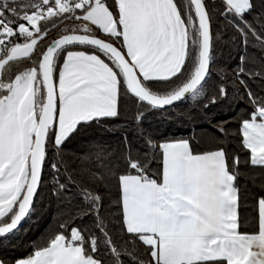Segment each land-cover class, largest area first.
I'll return each mask as SVG.
<instances>
[{
    "label": "snow or ice",
    "instance_id": "obj_1",
    "mask_svg": "<svg viewBox=\"0 0 264 264\" xmlns=\"http://www.w3.org/2000/svg\"><path fill=\"white\" fill-rule=\"evenodd\" d=\"M0 264H264V0H0Z\"/></svg>",
    "mask_w": 264,
    "mask_h": 264
},
{
    "label": "trees",
    "instance_id": "obj_2",
    "mask_svg": "<svg viewBox=\"0 0 264 264\" xmlns=\"http://www.w3.org/2000/svg\"><path fill=\"white\" fill-rule=\"evenodd\" d=\"M27 226V225H26ZM33 232H32V235L33 237L37 236L41 231H43V229L46 227V225L44 224H41L39 226L37 225H33Z\"/></svg>",
    "mask_w": 264,
    "mask_h": 264
}]
</instances>
